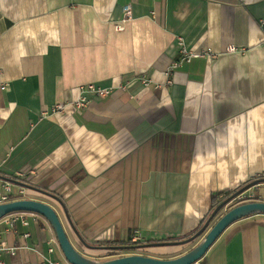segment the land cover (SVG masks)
Segmentation results:
<instances>
[{
  "label": "crops",
  "instance_id": "obj_1",
  "mask_svg": "<svg viewBox=\"0 0 264 264\" xmlns=\"http://www.w3.org/2000/svg\"><path fill=\"white\" fill-rule=\"evenodd\" d=\"M178 38L215 55L184 60L168 76L181 58ZM91 82L113 93L91 92L76 109L80 85ZM56 101L71 103L43 115ZM0 164L58 193L93 245L191 234L211 214L213 193L264 177V0H0ZM26 189L20 198L54 207L91 258H174L202 238L132 252L90 248L57 200ZM257 200L263 182L208 227ZM24 215L28 225L0 221V241L17 247L3 251L5 264H72L59 241L50 252L48 240L58 238L47 218ZM192 264H264V213L233 221Z\"/></svg>",
  "mask_w": 264,
  "mask_h": 264
},
{
  "label": "water",
  "instance_id": "obj_2",
  "mask_svg": "<svg viewBox=\"0 0 264 264\" xmlns=\"http://www.w3.org/2000/svg\"><path fill=\"white\" fill-rule=\"evenodd\" d=\"M0 177H3L7 179L8 181L12 183L19 184L22 187L25 188H31L39 193H45L49 197L57 200L64 211V214L67 218L68 223L70 224V227L73 229V231L76 233L79 240L82 242V244H85L86 246L90 248H96L97 247H103L104 249H117V250H124V249H137L141 247H151V246H164V245H171V246H177L178 244H187L191 241L195 240L196 238H201L199 242H197L193 247H191V250H188L187 252H183L179 254L177 257L171 258H158V256H148L144 255L143 253L138 254H124L122 256H113L108 259L104 258H91V256H88L86 254L81 253L78 249H76V246L73 244V242L70 240L68 233L62 223V219L60 215L58 214V211L52 207L48 202L46 201H40L36 200L32 197L28 198H16L12 201H4L0 203V219L4 217V215H9L15 211H21V212H28V211H34L35 213H38L40 215H43L47 218L49 223L51 224L52 228L54 229L57 238L60 244V247L64 253V256L66 260L69 263L72 264H192L196 261L201 260L204 256L206 251L209 249L210 246L216 241L218 236L221 234L223 230H225L233 221L239 220L243 218L246 215H253L257 213H264V201L263 200H257V201H245L244 203H241L239 205H234L230 208L225 214L223 213L218 219L217 222L214 223L212 227H208L210 222L217 216L218 212L226 205H228L232 200L235 198H239L243 193L251 190L253 187H255L258 184L264 183V177H258L255 180L249 181L245 184H243L242 187H240L237 190H234L228 197L225 199H222L215 209L207 216L205 219L203 225L196 231H194L191 236L187 238H180L178 240H164V241H151L149 243L140 242L136 245H130V244H124V245H117V244H110V245H93L91 244L78 230L76 223L74 222L70 211L68 210L66 203L61 198V196L58 193H53L49 191L47 188L44 187H38L34 185L31 182H24L21 181L18 178H12L8 177L7 175L0 173Z\"/></svg>",
  "mask_w": 264,
  "mask_h": 264
},
{
  "label": "built area",
  "instance_id": "obj_3",
  "mask_svg": "<svg viewBox=\"0 0 264 264\" xmlns=\"http://www.w3.org/2000/svg\"><path fill=\"white\" fill-rule=\"evenodd\" d=\"M125 19L123 22L128 21L131 17V8L128 7L127 10L125 11ZM118 29H124L123 25H118L117 26ZM178 42L181 49V58L180 61H175L173 64H171V66L168 68V70L166 71V74L169 76L171 73V70L177 65L182 63L184 60H190L193 57H198V55L200 56H205V57H211L214 56V52L213 50H197V51H192V50H188V48L185 46V42L182 38H178ZM229 50L235 51V48L230 46L228 47ZM144 83H148V78H145ZM113 88L112 86H101L99 85L97 82H91L88 84H81L80 85V94L78 96V99L76 101L73 102V105L75 106L76 109H82L85 106L87 107L88 104L91 102L90 97H88L89 93H94L99 97H105L106 95H109L111 93H113ZM71 102H58L56 101L54 104L51 105V109H47V110H42V114L47 116L49 114H56V113H62L65 108L66 105L70 104ZM0 173H3L5 175H7L8 177H12V178H18L21 181L27 182V177H28V172L24 171V170H16L12 175H8L4 172H2L1 170V164H0ZM27 194V189L25 187H22L16 183H12L10 181H8L7 179L0 177V203L4 202V201H12L16 198H20L26 196ZM16 197V198H15ZM24 213L26 212H21V211H15L11 214H7L4 215V217H2V219L4 220L5 223H7L8 225H14L18 220H22V222L25 225H28V220L26 219ZM2 219H0V221H2ZM139 237H141V233L139 230H136L134 235H133V241H137L138 239H140ZM49 243V250L50 252H53L56 246L57 240H48ZM16 249L17 247H9L5 241H0V264H5L4 260L1 259L2 253L4 250H9V252L11 254H15L16 253Z\"/></svg>",
  "mask_w": 264,
  "mask_h": 264
},
{
  "label": "trees",
  "instance_id": "obj_4",
  "mask_svg": "<svg viewBox=\"0 0 264 264\" xmlns=\"http://www.w3.org/2000/svg\"><path fill=\"white\" fill-rule=\"evenodd\" d=\"M231 193H232V190H225V191H223V190H218V191H216L215 193H213V195H212V206H211L212 211H213V209H215V207L217 206V204H218L222 199L228 197ZM15 198H16V197H15ZM18 198H19V197H18ZM204 221H205V220H204ZM204 221H201V223H200V227L203 225ZM200 227H199V228H200ZM199 228H198V229H199ZM198 229L196 228L194 231H196V230H198ZM194 231H192L191 234H192ZM191 234L183 235L182 237L187 238V237L191 236ZM201 237H202V236H201ZM190 243H191V242H190ZM190 243H187V244H181V245H184V246H187V245H188V246H189ZM130 244H136V242H130ZM110 252H111V253H115V252H117V251H115L114 249H111ZM184 252H185V251H184ZM111 253H110V254H111Z\"/></svg>",
  "mask_w": 264,
  "mask_h": 264
},
{
  "label": "rangeland",
  "instance_id": "obj_5",
  "mask_svg": "<svg viewBox=\"0 0 264 264\" xmlns=\"http://www.w3.org/2000/svg\"><path fill=\"white\" fill-rule=\"evenodd\" d=\"M32 191L35 192L34 190L31 189V190H30V193H32ZM35 193H38V192H35ZM38 194H40V196H41V195H45V194H43V193H38ZM26 196H27V195H26ZM26 196H25V197H26ZM28 196H30V195H28ZM47 197H48V196H47ZM47 197H46V198H47ZM48 200H49V198H48ZM196 239H197V238H196ZM195 241H196V240H194V242H195ZM134 250H135V249H132V250H130V249H124L123 251H131V252H132V251H134Z\"/></svg>",
  "mask_w": 264,
  "mask_h": 264
}]
</instances>
